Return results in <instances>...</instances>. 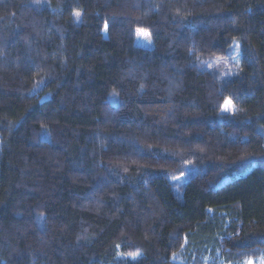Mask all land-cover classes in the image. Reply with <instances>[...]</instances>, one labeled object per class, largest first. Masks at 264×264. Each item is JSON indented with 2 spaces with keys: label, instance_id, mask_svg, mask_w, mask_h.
Masks as SVG:
<instances>
[{
  "label": "trees",
  "instance_id": "trees-1",
  "mask_svg": "<svg viewBox=\"0 0 264 264\" xmlns=\"http://www.w3.org/2000/svg\"><path fill=\"white\" fill-rule=\"evenodd\" d=\"M260 256L264 0H0V264Z\"/></svg>",
  "mask_w": 264,
  "mask_h": 264
},
{
  "label": "rangeland",
  "instance_id": "rangeland-1",
  "mask_svg": "<svg viewBox=\"0 0 264 264\" xmlns=\"http://www.w3.org/2000/svg\"><path fill=\"white\" fill-rule=\"evenodd\" d=\"M77 13H75L76 15ZM77 16V15H76ZM135 43L137 45H140L142 47H146V48H151L152 47V40H151V36L150 33L147 29L144 28H138L136 29L135 32ZM239 43L237 41H235L233 43V50H232V54L230 59L233 61H237L238 57H239V47H238ZM220 64H227V61L225 60H219L216 61V65H220ZM227 101H231L229 98L225 99L223 104L221 105V110L224 112H229L233 110V104L231 102L230 105H226ZM244 172V171H243ZM237 175V173L235 174ZM225 179H227V176L225 177ZM224 180V179H223ZM126 257L132 258V259H136L138 257V253L135 254H129V255H125ZM242 264H264V256H260L257 259H249L247 261H244Z\"/></svg>",
  "mask_w": 264,
  "mask_h": 264
},
{
  "label": "snow or ice",
  "instance_id": "snow-or-ice-1",
  "mask_svg": "<svg viewBox=\"0 0 264 264\" xmlns=\"http://www.w3.org/2000/svg\"><path fill=\"white\" fill-rule=\"evenodd\" d=\"M77 16L79 15V13L76 14ZM231 104V101H227L226 102V105H230Z\"/></svg>",
  "mask_w": 264,
  "mask_h": 264
}]
</instances>
